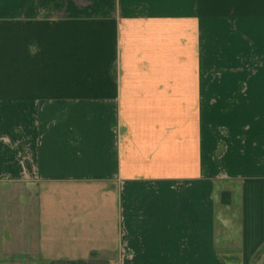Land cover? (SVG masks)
Returning a JSON list of instances; mask_svg holds the SVG:
<instances>
[{
  "label": "crops",
  "instance_id": "obj_1",
  "mask_svg": "<svg viewBox=\"0 0 264 264\" xmlns=\"http://www.w3.org/2000/svg\"><path fill=\"white\" fill-rule=\"evenodd\" d=\"M203 2L0 0V264H264V0L212 107Z\"/></svg>",
  "mask_w": 264,
  "mask_h": 264
},
{
  "label": "rangeland",
  "instance_id": "obj_2",
  "mask_svg": "<svg viewBox=\"0 0 264 264\" xmlns=\"http://www.w3.org/2000/svg\"><path fill=\"white\" fill-rule=\"evenodd\" d=\"M219 7H221L219 9V15L214 16L211 14V10L209 8V4L210 2L208 0H204L203 4H204V8L202 11V18L204 20V25L207 26L205 31L203 32V39H204V48H203V57H204V73H203V91H204V95H203V107H212L211 105V97H210V91H211V75L213 76H217V74L214 73L212 74L211 71H209L210 69V61L211 59L214 60L217 57H221L222 60L225 56V45H226V37H227V33L224 32L223 28L221 27V21H218V24H216V28H218L217 30V35H218V39L216 38V40H218V45L217 47H210L211 39H215L214 35H211V32L208 31V27H210L211 22L213 21V23L215 24L214 20L216 18H222L221 13L224 12L225 10V2L224 0H219ZM219 16V17H218ZM214 19V20H213ZM220 23V24H219ZM215 33V34H216ZM211 36V37H210ZM220 59V58H219ZM215 76V77H216Z\"/></svg>",
  "mask_w": 264,
  "mask_h": 264
}]
</instances>
